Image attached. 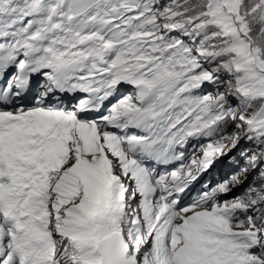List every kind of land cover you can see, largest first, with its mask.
<instances>
[{
  "label": "snow or ice",
  "instance_id": "obj_1",
  "mask_svg": "<svg viewBox=\"0 0 264 264\" xmlns=\"http://www.w3.org/2000/svg\"><path fill=\"white\" fill-rule=\"evenodd\" d=\"M0 81V264H264V0H0Z\"/></svg>",
  "mask_w": 264,
  "mask_h": 264
},
{
  "label": "rangeland",
  "instance_id": "obj_2",
  "mask_svg": "<svg viewBox=\"0 0 264 264\" xmlns=\"http://www.w3.org/2000/svg\"><path fill=\"white\" fill-rule=\"evenodd\" d=\"M235 128L234 124H230L227 131L232 132ZM206 141H200L199 143H204ZM191 143H197L196 141H192ZM248 148H255V145L251 142H247L245 140H241L240 144L237 146V148L233 149L228 155L219 158L214 162V164L204 172V174H201L200 177L202 178L198 185L201 183L203 179L207 180L210 184V186L215 185L219 181H222L224 179H227L231 174L238 171L239 167L244 164L243 158L240 156L241 150L248 149ZM189 152H191V146L188 148ZM261 169H264V164H261V166L251 172L248 173L246 178L243 179V183L236 187L233 192L230 194L232 196L240 195L243 193V191L253 182H258V177ZM182 204H187L184 202H181Z\"/></svg>",
  "mask_w": 264,
  "mask_h": 264
},
{
  "label": "bare ground",
  "instance_id": "obj_3",
  "mask_svg": "<svg viewBox=\"0 0 264 264\" xmlns=\"http://www.w3.org/2000/svg\"><path fill=\"white\" fill-rule=\"evenodd\" d=\"M202 174H204V172H203ZM200 175H201V174H200ZM201 179H202V178L199 176L198 179H197L196 181H194L193 183H194L196 186H198V183L200 182Z\"/></svg>",
  "mask_w": 264,
  "mask_h": 264
}]
</instances>
